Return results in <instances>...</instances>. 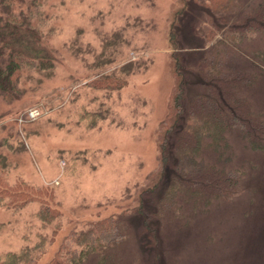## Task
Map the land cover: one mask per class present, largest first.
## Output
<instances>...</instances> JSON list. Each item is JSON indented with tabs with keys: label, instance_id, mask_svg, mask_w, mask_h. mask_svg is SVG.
Returning a JSON list of instances; mask_svg holds the SVG:
<instances>
[{
	"label": "rangeland",
	"instance_id": "rangeland-1",
	"mask_svg": "<svg viewBox=\"0 0 264 264\" xmlns=\"http://www.w3.org/2000/svg\"><path fill=\"white\" fill-rule=\"evenodd\" d=\"M240 1L231 24L245 11H264V0ZM197 3L42 0L32 8L43 41L34 46L50 65L23 67L17 79L22 94L12 102L0 99V155L8 187L21 182L51 200L32 199L19 209L0 203V258L42 242L36 264H44L70 232L123 213L125 237L114 252L119 264H264V153L237 128L226 129L223 152L203 153L242 172L236 195L185 226L164 225L156 247L133 211L158 164L160 122L177 86L173 55L201 51L194 28L206 9ZM263 48L260 39L236 45L225 68L252 77L237 93L264 121V67L259 72L249 56ZM189 76L184 106L200 89ZM115 83L122 86L113 89ZM29 109L38 110L36 119L22 117ZM42 206L54 215L47 223L37 216ZM84 264H95L94 258Z\"/></svg>",
	"mask_w": 264,
	"mask_h": 264
},
{
	"label": "trees",
	"instance_id": "trees-1",
	"mask_svg": "<svg viewBox=\"0 0 264 264\" xmlns=\"http://www.w3.org/2000/svg\"><path fill=\"white\" fill-rule=\"evenodd\" d=\"M39 1L0 0V99L6 102H12L23 92L17 85L23 67L42 69L44 64L50 65L47 61L51 59L39 55V48L34 46L37 42L43 44L30 12L42 0ZM197 4L206 9L204 20L194 28L202 42L201 51L195 54L191 50L192 54H184L185 58L173 55L177 86L160 122L158 164L148 177L150 183L135 198L133 211L141 216L143 233H150L155 247L158 245L155 238L164 225L185 226L196 213L205 212L214 202L229 200L238 193L242 172L203 157L207 151H224L226 129L237 128L247 144L264 153V121L237 93L239 86L250 83L252 77L231 74L225 68L228 52L234 53L233 47L255 39L264 41V11H245L241 22L231 24L228 19L240 13V0H198ZM174 36L171 29L172 46ZM249 56L254 60L252 66L262 71L264 48L250 50ZM189 75L194 76L200 89L184 106L183 85L187 86ZM121 86V83L112 85L113 89ZM5 167L6 158L0 155V203L19 209L32 199L51 200L47 192L33 190L21 182L8 187L2 175ZM126 198H130V193ZM122 214L110 215L70 232L44 264H84L91 257L95 264H119L114 252L125 237ZM37 216L43 223L54 217L47 206H42ZM41 246L42 242L7 253L0 258V264H36L43 252Z\"/></svg>",
	"mask_w": 264,
	"mask_h": 264
},
{
	"label": "built area",
	"instance_id": "built-area-1",
	"mask_svg": "<svg viewBox=\"0 0 264 264\" xmlns=\"http://www.w3.org/2000/svg\"><path fill=\"white\" fill-rule=\"evenodd\" d=\"M25 115L27 120H34L38 117L39 112L36 109H29Z\"/></svg>",
	"mask_w": 264,
	"mask_h": 264
}]
</instances>
